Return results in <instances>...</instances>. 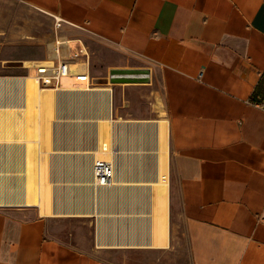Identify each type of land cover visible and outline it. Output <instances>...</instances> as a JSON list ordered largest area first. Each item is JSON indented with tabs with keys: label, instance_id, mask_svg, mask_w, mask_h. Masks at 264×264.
<instances>
[{
	"label": "crops",
	"instance_id": "0c3cea01",
	"mask_svg": "<svg viewBox=\"0 0 264 264\" xmlns=\"http://www.w3.org/2000/svg\"><path fill=\"white\" fill-rule=\"evenodd\" d=\"M10 1L61 17L67 36L114 48L108 71L155 67L173 153L171 205L191 264H264V109L255 104L264 96V0H0V39L33 30L12 20ZM54 56L49 47L45 59ZM20 138L3 136L0 158ZM59 224L35 206H0V264H118L97 243L59 237ZM171 231L170 222L168 246L150 249H171Z\"/></svg>",
	"mask_w": 264,
	"mask_h": 264
},
{
	"label": "bare ground",
	"instance_id": "6f19581e",
	"mask_svg": "<svg viewBox=\"0 0 264 264\" xmlns=\"http://www.w3.org/2000/svg\"><path fill=\"white\" fill-rule=\"evenodd\" d=\"M60 43L67 54L73 51L88 53L81 39L65 34L51 41L49 47L54 49ZM24 60L26 67H31L28 74L0 75L1 105L6 102L5 107L19 108L22 112L19 126H12L10 122L4 121L11 119L9 111L0 112V140L3 139L2 133L13 136L18 132L21 137V141L7 145V150L12 152L1 154L0 206L31 205L37 207L40 213L51 217L96 216L99 247L168 246L171 187L167 120L158 119L154 124V120L150 119L114 117V93L112 94L111 85L115 83L93 87L91 82L78 85L74 83V78L69 77L59 87H44L32 67L39 60ZM73 67L77 69L80 64L76 63ZM112 70L120 76H151L149 67L117 65L109 68L110 72ZM122 84L131 85L129 82ZM68 91L83 96L100 91L107 111L93 118L98 123L99 143L97 147L84 151L88 157L85 171L65 178L52 171L54 163L49 152L52 153L51 124L55 118L59 120L61 117L57 104L60 95ZM125 122H134L140 127V133H151L146 134V141L144 139L135 147L138 148V157L135 159L139 164L135 174H132V167L127 163L130 160L128 154H135L129 150L132 145L129 147L120 143L119 124ZM151 137L155 138L152 146L148 141ZM4 146L6 145L0 144V150ZM145 153L154 157L153 170L148 168L147 161L144 160L147 157ZM95 159L112 162L114 166V177L106 187L93 186L92 166ZM129 190L133 193L134 202L139 203L137 207H128Z\"/></svg>",
	"mask_w": 264,
	"mask_h": 264
},
{
	"label": "rangeland",
	"instance_id": "374dc122",
	"mask_svg": "<svg viewBox=\"0 0 264 264\" xmlns=\"http://www.w3.org/2000/svg\"><path fill=\"white\" fill-rule=\"evenodd\" d=\"M9 10H12V20H21L23 24L33 30L23 32H8L0 39V75H25L30 69H22L19 65L20 60L36 59L41 60L47 57L49 42L63 34V25L56 28L54 15H40L22 1H10ZM36 10V9H35ZM9 18V19H11ZM70 36L72 38H81L88 50L90 72L92 76L93 87L102 86L110 83V71H108L109 61L106 58L113 54L114 48L108 46L93 35ZM66 51V50H65ZM73 54V52L71 53ZM2 58L5 59L2 61ZM3 64L8 65L3 68ZM22 65V63H21ZM143 67H149L151 76L149 81L131 83V85L116 82L113 89V115L121 116L125 119H159L158 104L162 103V91L160 80L156 74L155 67L148 64ZM35 72V71H34ZM125 83V82H124ZM10 103V102H9ZM7 104L3 102L2 105ZM60 119L55 118L51 124V151L50 159L54 163L52 171L55 175L63 177L77 176L82 174L87 166L88 157L84 153L87 149L98 146V123L93 121L107 111V106L102 100L100 91H95L89 95H80L68 91L61 94L57 104ZM12 119L15 115L12 114ZM22 119V112H19L18 119ZM95 120V119H94ZM156 124V121H153ZM120 143L124 146H131L134 153H129V166L132 174L137 172V163L135 147L139 142L147 140V132H141V129L134 122H125L119 124ZM149 132L151 130L149 129ZM151 134V133H150ZM147 134V135H150ZM151 137L148 141L150 146L155 142ZM146 146V145H145ZM43 155H48L43 153ZM147 157V166L154 169V157L152 154L145 153ZM170 187L171 203L174 194V177L172 173V149L170 151ZM135 169V170H134ZM132 191L129 190V208L138 206L134 202ZM141 193V192H140ZM131 194V196H130ZM125 195V194H124ZM126 199V195H125ZM131 201V202H130ZM120 208V207H119ZM60 224L56 234L71 241L81 247H97L99 245L97 238L98 220L97 217H66L57 216ZM171 236L172 248L169 250H153L150 248L139 247H100L101 255L118 264H191L188 252V239L185 231V224L179 215L178 208L171 205ZM96 243L98 244L96 246Z\"/></svg>",
	"mask_w": 264,
	"mask_h": 264
},
{
	"label": "built area",
	"instance_id": "2783aa9c",
	"mask_svg": "<svg viewBox=\"0 0 264 264\" xmlns=\"http://www.w3.org/2000/svg\"><path fill=\"white\" fill-rule=\"evenodd\" d=\"M54 18L56 28H60L63 25V19L56 15H54ZM53 52L55 55L53 58L39 60V62L37 61L36 64L32 66L42 86L59 87L62 85L63 80L69 77L74 78V83L78 85L89 84L90 82L93 83L88 53L83 54L82 51H73V54H71L72 52L67 54L62 43L54 48ZM76 63H79L80 67L74 69L73 65ZM25 68L30 69L31 67ZM255 104L264 109V96L256 101ZM3 111H9L11 116L14 114L15 118H11L8 122L11 121L10 123L12 126H19V120H17L18 114L21 112L19 108L5 107V105H1L0 103V112ZM2 135L7 136L5 133H2ZM113 177L114 166L112 162L103 159L94 160L92 166L94 187L103 188L108 186Z\"/></svg>",
	"mask_w": 264,
	"mask_h": 264
},
{
	"label": "water",
	"instance_id": "95a60500",
	"mask_svg": "<svg viewBox=\"0 0 264 264\" xmlns=\"http://www.w3.org/2000/svg\"><path fill=\"white\" fill-rule=\"evenodd\" d=\"M139 72V71H138ZM118 73L114 70L110 72V81L113 83L116 82H129V83H136V82H144L149 81L148 76L140 77V76H120L117 75Z\"/></svg>",
	"mask_w": 264,
	"mask_h": 264
}]
</instances>
